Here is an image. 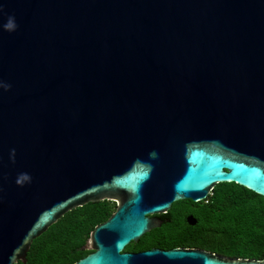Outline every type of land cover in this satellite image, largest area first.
I'll list each match as a JSON object with an SVG mask.
<instances>
[{
  "label": "water",
  "instance_id": "1",
  "mask_svg": "<svg viewBox=\"0 0 264 264\" xmlns=\"http://www.w3.org/2000/svg\"><path fill=\"white\" fill-rule=\"evenodd\" d=\"M218 184L264 198V0H0V264L105 200L74 264H264L123 252Z\"/></svg>",
  "mask_w": 264,
  "mask_h": 264
},
{
  "label": "trees",
  "instance_id": "2",
  "mask_svg": "<svg viewBox=\"0 0 264 264\" xmlns=\"http://www.w3.org/2000/svg\"><path fill=\"white\" fill-rule=\"evenodd\" d=\"M210 193L202 201H209L207 207L188 201L197 218L195 226H188L181 215L178 220L174 217L167 233L175 237L164 242L165 248H197L226 258L264 260V198L235 184H218ZM114 208L115 203L105 200L67 212L33 240L25 264H74L90 253L83 248L85 241Z\"/></svg>",
  "mask_w": 264,
  "mask_h": 264
},
{
  "label": "flooded vegetation",
  "instance_id": "3",
  "mask_svg": "<svg viewBox=\"0 0 264 264\" xmlns=\"http://www.w3.org/2000/svg\"><path fill=\"white\" fill-rule=\"evenodd\" d=\"M208 197H211V193L207 196V198ZM190 202H192V201H190ZM197 204L200 207H207L209 205V201H206L203 203L201 201V202H198ZM173 208H174V205L172 204L171 208L169 209V211L167 213H162V214H157V215L151 216V218L159 221L160 226L158 228L152 229L148 233H145L138 240L130 241L124 247L123 252L129 253V254H137V253H141V252H144V251H147L150 249L168 250V248H165V245H164L165 244L164 242L167 241L164 234H166L168 232V230L170 229V226H171V222L174 221L175 216L173 214L174 213ZM114 211H115V208H114L113 212ZM179 214L181 215V217H184L185 222H186V218L188 216L191 215V216L195 217L194 213H191L189 211H180ZM191 227H193V226H191Z\"/></svg>",
  "mask_w": 264,
  "mask_h": 264
},
{
  "label": "rangeland",
  "instance_id": "4",
  "mask_svg": "<svg viewBox=\"0 0 264 264\" xmlns=\"http://www.w3.org/2000/svg\"><path fill=\"white\" fill-rule=\"evenodd\" d=\"M189 200H182V201H178V202H175L173 203L174 205V214H175V220H178V215L180 211H189L191 213H193V208L190 206V203L188 202ZM165 235V238L166 240H169L170 237H175L174 234H169V233H166L164 234Z\"/></svg>",
  "mask_w": 264,
  "mask_h": 264
},
{
  "label": "clouds",
  "instance_id": "5",
  "mask_svg": "<svg viewBox=\"0 0 264 264\" xmlns=\"http://www.w3.org/2000/svg\"><path fill=\"white\" fill-rule=\"evenodd\" d=\"M6 27L9 28V29H14L15 28L14 17H10L9 18V23L6 25ZM5 87H8V86L5 85Z\"/></svg>",
  "mask_w": 264,
  "mask_h": 264
}]
</instances>
